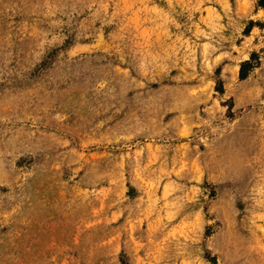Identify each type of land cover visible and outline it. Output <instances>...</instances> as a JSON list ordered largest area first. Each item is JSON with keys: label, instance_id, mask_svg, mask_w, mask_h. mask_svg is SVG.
Returning <instances> with one entry per match:
<instances>
[{"label": "rangeland", "instance_id": "rangeland-1", "mask_svg": "<svg viewBox=\"0 0 264 264\" xmlns=\"http://www.w3.org/2000/svg\"><path fill=\"white\" fill-rule=\"evenodd\" d=\"M0 264H264V0H0Z\"/></svg>", "mask_w": 264, "mask_h": 264}, {"label": "trees", "instance_id": "trees-1", "mask_svg": "<svg viewBox=\"0 0 264 264\" xmlns=\"http://www.w3.org/2000/svg\"><path fill=\"white\" fill-rule=\"evenodd\" d=\"M242 70H243V65H242V67L240 68V76H241V77L243 76Z\"/></svg>", "mask_w": 264, "mask_h": 264}]
</instances>
